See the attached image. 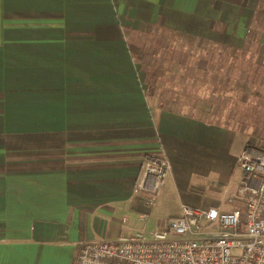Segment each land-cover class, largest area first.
Instances as JSON below:
<instances>
[{"label":"crops","instance_id":"0c3cea01","mask_svg":"<svg viewBox=\"0 0 264 264\" xmlns=\"http://www.w3.org/2000/svg\"><path fill=\"white\" fill-rule=\"evenodd\" d=\"M263 11L264 0H0V264H76L83 243L151 232L145 214L159 230L182 206L239 209L240 156L264 142L154 106L132 34L243 46ZM148 155L172 165L152 209L136 189Z\"/></svg>","mask_w":264,"mask_h":264},{"label":"built area","instance_id":"2783aa9c","mask_svg":"<svg viewBox=\"0 0 264 264\" xmlns=\"http://www.w3.org/2000/svg\"><path fill=\"white\" fill-rule=\"evenodd\" d=\"M238 166L243 176L232 199L239 209L182 206L181 215L164 229L144 228L130 238L83 243L76 264H264V144L247 145ZM171 173L164 155L143 160L136 189L148 208L156 206ZM149 219L141 216L145 227Z\"/></svg>","mask_w":264,"mask_h":264},{"label":"rangeland","instance_id":"374dc122","mask_svg":"<svg viewBox=\"0 0 264 264\" xmlns=\"http://www.w3.org/2000/svg\"><path fill=\"white\" fill-rule=\"evenodd\" d=\"M259 20L243 46L214 44L158 30L151 38L140 32L132 34L137 41L134 54L148 74L143 85L150 102L244 130L245 139L262 144L264 11ZM169 206L178 207L177 200L171 199ZM149 223L148 231H155L156 219Z\"/></svg>","mask_w":264,"mask_h":264},{"label":"trees","instance_id":"16d2710c","mask_svg":"<svg viewBox=\"0 0 264 264\" xmlns=\"http://www.w3.org/2000/svg\"><path fill=\"white\" fill-rule=\"evenodd\" d=\"M154 35H155V33H148V34H147V37H148V38H151V37L154 36Z\"/></svg>","mask_w":264,"mask_h":264}]
</instances>
